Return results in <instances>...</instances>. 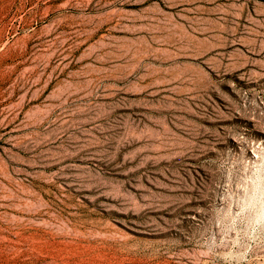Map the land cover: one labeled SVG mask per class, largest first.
<instances>
[{
    "label": "rangeland",
    "instance_id": "rangeland-1",
    "mask_svg": "<svg viewBox=\"0 0 264 264\" xmlns=\"http://www.w3.org/2000/svg\"><path fill=\"white\" fill-rule=\"evenodd\" d=\"M0 264H264V0H0Z\"/></svg>",
    "mask_w": 264,
    "mask_h": 264
},
{
    "label": "bare ground",
    "instance_id": "bare-ground-1",
    "mask_svg": "<svg viewBox=\"0 0 264 264\" xmlns=\"http://www.w3.org/2000/svg\"><path fill=\"white\" fill-rule=\"evenodd\" d=\"M66 7V3H64L61 7H60V9H64ZM53 10V9H52ZM51 10V11H52ZM66 14H63V15H61V17H57V18H59V19H55L56 20V22L54 21L53 22V25H54V29H56V28H58V27H62V25L64 24V21H65V19H66ZM49 17V16H48ZM51 19V18H50ZM47 24V23H46ZM51 24V23H50ZM48 29H49V24H48ZM50 30V29H49ZM52 30V29H51ZM48 31V30H47ZM59 33V32H58ZM64 33V32H63Z\"/></svg>",
    "mask_w": 264,
    "mask_h": 264
}]
</instances>
